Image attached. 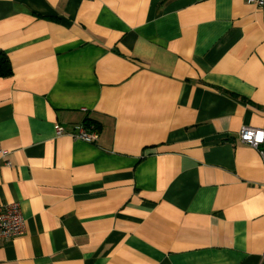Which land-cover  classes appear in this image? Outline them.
I'll return each mask as SVG.
<instances>
[{
	"label": "crops",
	"instance_id": "1",
	"mask_svg": "<svg viewBox=\"0 0 264 264\" xmlns=\"http://www.w3.org/2000/svg\"><path fill=\"white\" fill-rule=\"evenodd\" d=\"M0 50V264H264V7L0 0Z\"/></svg>",
	"mask_w": 264,
	"mask_h": 264
},
{
	"label": "built area",
	"instance_id": "2",
	"mask_svg": "<svg viewBox=\"0 0 264 264\" xmlns=\"http://www.w3.org/2000/svg\"><path fill=\"white\" fill-rule=\"evenodd\" d=\"M249 4L264 7V0H248ZM57 136L69 135L74 140L95 144L99 133L95 126L81 124L68 131L61 125L55 126ZM240 141L258 151L264 166V129L244 127L239 134ZM0 154L5 155L0 151ZM264 187V185H263ZM25 232V221L17 203L0 202V242L20 236Z\"/></svg>",
	"mask_w": 264,
	"mask_h": 264
},
{
	"label": "trees",
	"instance_id": "3",
	"mask_svg": "<svg viewBox=\"0 0 264 264\" xmlns=\"http://www.w3.org/2000/svg\"><path fill=\"white\" fill-rule=\"evenodd\" d=\"M13 75L10 59L8 55L0 50V78H8Z\"/></svg>",
	"mask_w": 264,
	"mask_h": 264
}]
</instances>
